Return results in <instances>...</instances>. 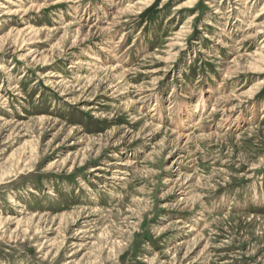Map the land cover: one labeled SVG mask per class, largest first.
I'll return each mask as SVG.
<instances>
[{"label":"rangeland","instance_id":"rangeland-1","mask_svg":"<svg viewBox=\"0 0 264 264\" xmlns=\"http://www.w3.org/2000/svg\"><path fill=\"white\" fill-rule=\"evenodd\" d=\"M0 264H264V0H0Z\"/></svg>","mask_w":264,"mask_h":264}]
</instances>
